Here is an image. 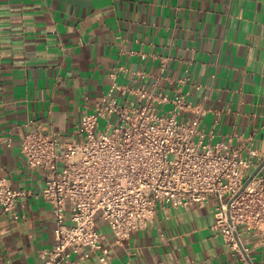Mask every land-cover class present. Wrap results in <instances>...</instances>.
Segmentation results:
<instances>
[{
    "label": "crops",
    "instance_id": "obj_1",
    "mask_svg": "<svg viewBox=\"0 0 264 264\" xmlns=\"http://www.w3.org/2000/svg\"><path fill=\"white\" fill-rule=\"evenodd\" d=\"M186 67L183 90L206 108L202 127L244 155L250 146L261 163L264 0H0V136L11 138L0 143V162L13 188L27 192L17 199L18 217L0 204V264H36L55 242L52 206L40 196L45 171L21 152L24 133L39 123L68 143L114 78L170 91ZM215 220L213 198L159 207L146 228L115 243L99 218L110 250L104 264H264L260 233L239 225L241 254ZM71 264L103 263L90 251L73 254Z\"/></svg>",
    "mask_w": 264,
    "mask_h": 264
},
{
    "label": "built area",
    "instance_id": "obj_2",
    "mask_svg": "<svg viewBox=\"0 0 264 264\" xmlns=\"http://www.w3.org/2000/svg\"><path fill=\"white\" fill-rule=\"evenodd\" d=\"M166 65L164 58L162 70ZM189 77L186 67L170 91L128 87L114 78L94 106L83 111L68 143L39 123L24 133L20 150L30 166L45 171L40 196L51 204L55 221V242L40 252L36 264H71L73 254L88 256L90 251L104 264L110 250L99 218L108 222L114 242L121 243L146 228L159 207L209 198L215 203L214 227L232 250L242 254L240 224L264 237L263 169L243 187L260 162L257 152L249 146L244 155L226 140L213 141V130L202 127L206 108L183 90ZM189 111L194 115L184 117ZM5 139L10 145L11 138ZM4 140L0 136V143ZM26 193L13 188L0 162L4 211L18 217L17 199Z\"/></svg>",
    "mask_w": 264,
    "mask_h": 264
},
{
    "label": "water",
    "instance_id": "obj_3",
    "mask_svg": "<svg viewBox=\"0 0 264 264\" xmlns=\"http://www.w3.org/2000/svg\"><path fill=\"white\" fill-rule=\"evenodd\" d=\"M264 166V159L261 163H259L250 173L249 177L246 179V181L243 184V187L247 185V183L251 180V178Z\"/></svg>",
    "mask_w": 264,
    "mask_h": 264
},
{
    "label": "rangeland",
    "instance_id": "obj_4",
    "mask_svg": "<svg viewBox=\"0 0 264 264\" xmlns=\"http://www.w3.org/2000/svg\"><path fill=\"white\" fill-rule=\"evenodd\" d=\"M100 121H101V123H103V120H102V119H101ZM96 132H99V129H96ZM251 172H252V171H251Z\"/></svg>",
    "mask_w": 264,
    "mask_h": 264
}]
</instances>
